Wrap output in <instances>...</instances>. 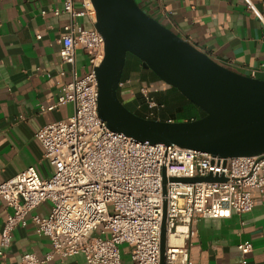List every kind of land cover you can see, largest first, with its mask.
<instances>
[{
  "label": "built area",
  "instance_id": "2783aa9c",
  "mask_svg": "<svg viewBox=\"0 0 264 264\" xmlns=\"http://www.w3.org/2000/svg\"><path fill=\"white\" fill-rule=\"evenodd\" d=\"M77 2L62 0L61 7L51 9L55 16L69 17L57 42L61 62L72 66L71 78L59 83L54 103L40 107L45 111L72 103L74 113L35 133L52 167L49 177L30 166L0 183V197L10 209L0 233V257L10 247L14 229L25 226L30 215L37 233L49 239L51 250L44 256L26 252L16 264H47L56 256L78 254L84 255L86 264H122L121 245L130 247L134 264H160L166 203L164 264H192V222L250 212L254 207L252 190L264 193V153L220 157L139 141L111 130L98 113L95 67L104 58V39L94 27L86 29L78 21L88 16L95 22L91 1L81 0V6ZM78 49L88 53L91 64L82 77L75 68ZM255 73L251 69L247 75L255 77ZM59 74L65 76L66 70L61 68ZM140 93L148 109L144 118L162 120L163 105L149 88L141 86ZM208 176L223 180H171ZM45 202L50 203L48 214L34 213ZM179 226L183 230H178ZM172 235L184 243L172 242ZM238 248L240 264H250L252 242L244 241Z\"/></svg>",
  "mask_w": 264,
  "mask_h": 264
},
{
  "label": "crops",
  "instance_id": "0c3cea01",
  "mask_svg": "<svg viewBox=\"0 0 264 264\" xmlns=\"http://www.w3.org/2000/svg\"><path fill=\"white\" fill-rule=\"evenodd\" d=\"M136 1L149 15L221 65L246 75L254 69L255 77L264 79V0H249L254 9L249 8L247 0ZM77 4L81 6V0ZM61 6L62 0H0V183L30 166L49 177L52 167L35 133L74 113L72 103L53 110L40 109L54 103L60 93L59 83L71 78L72 66L61 62L57 42L69 17L51 12ZM43 10L47 11L45 15L41 14ZM78 21L86 29H92L95 23L88 16ZM61 68L66 70L65 76L59 74ZM75 68L80 77L91 68L88 53L82 49L76 52ZM133 75L130 71L121 80L126 102H133L141 86L161 93L152 95L164 102L167 89L162 83H143L139 74ZM175 115L166 111L160 117L177 121ZM186 120L188 116L181 119ZM252 196L254 207L248 213L192 222V264H240L238 245L247 240L253 244L249 263L264 264V193L253 189ZM49 210L50 203L45 202L34 213L45 216ZM9 212L0 197V233ZM120 249L122 264H134L130 247L121 245ZM50 250L49 239L37 233L29 215L25 226L14 229L12 243L0 257V264H16L26 252L44 256ZM47 264H86V260L83 254L56 256Z\"/></svg>",
  "mask_w": 264,
  "mask_h": 264
},
{
  "label": "water",
  "instance_id": "95a60500",
  "mask_svg": "<svg viewBox=\"0 0 264 264\" xmlns=\"http://www.w3.org/2000/svg\"><path fill=\"white\" fill-rule=\"evenodd\" d=\"M90 1L96 12L94 28L104 39V58L95 67L98 113L111 130L139 141L176 145L220 157L264 153V79L221 65L149 15L136 0ZM128 53L141 61L143 69L151 70L161 82L176 88L205 115L168 122L146 119L128 109L118 96ZM165 217L166 203L160 264H164L166 247Z\"/></svg>",
  "mask_w": 264,
  "mask_h": 264
},
{
  "label": "trees",
  "instance_id": "16d2710c",
  "mask_svg": "<svg viewBox=\"0 0 264 264\" xmlns=\"http://www.w3.org/2000/svg\"><path fill=\"white\" fill-rule=\"evenodd\" d=\"M152 76H153V80L152 81H160V79L154 74V73H151ZM125 75L123 74V77H122V80L124 79ZM142 82L143 83H147L149 82L148 79L145 77V78H141ZM163 84L164 87H166L165 89V92H163L164 94V97H165V100L164 102H162L161 100H157L155 97V100L163 105V108L161 109L160 111V115L162 116L164 113H166V111H170L172 112V114H176L178 112H181V111H193V108H195L199 115L198 116H195L194 114H192V112L188 113V120H193V119H197V118H200L202 116L205 115V112L203 110H201L199 107H197L195 104H193L191 101H189L188 99H186L176 88L172 87V86H169L167 84H164L163 82H160ZM120 90V88H119ZM118 90V96L120 98V100L126 105V107L128 108L127 104L123 101V99L121 98V93L119 92ZM151 95H155V94H161L159 92H152L151 90H149ZM158 91V90H157ZM173 92H178L181 96V99H174L173 98ZM162 94V95H163ZM166 95V96H165ZM159 97V95H158ZM166 101V102H165ZM131 106L133 107L131 109V111H133L135 114L141 116V117H144L145 113L144 112H147V105L143 104V99L141 96H137L135 97V99L133 100L132 103H130ZM137 104H141L140 106V109H135V105ZM190 105L193 107H190ZM192 108V109H191ZM129 109V108H128Z\"/></svg>",
  "mask_w": 264,
  "mask_h": 264
},
{
  "label": "rangeland",
  "instance_id": "374dc122",
  "mask_svg": "<svg viewBox=\"0 0 264 264\" xmlns=\"http://www.w3.org/2000/svg\"><path fill=\"white\" fill-rule=\"evenodd\" d=\"M140 62L141 61L137 57H135L134 55L128 53L127 54V58H126V64H125V68H124V73L123 74L127 75L130 71H132L134 73L133 76H137V74H139L138 71L142 69V67L140 66ZM119 92L121 93V98L127 104L126 99H125V98H127V96H126L127 93L125 95H123L121 89L119 90ZM135 94H137V93H135ZM138 96L142 97L140 92H139ZM173 98L178 100V99H181V96H180V94L178 92H173ZM128 105H129V103H128ZM190 107H192V106L190 105ZM190 112H192V114H194L195 116L199 115L198 111L195 108H193V111H181V112L176 113V115H175L176 116V120L177 121H181V119L184 116H187L188 113H190Z\"/></svg>",
  "mask_w": 264,
  "mask_h": 264
},
{
  "label": "flooded vegetation",
  "instance_id": "af4514ba",
  "mask_svg": "<svg viewBox=\"0 0 264 264\" xmlns=\"http://www.w3.org/2000/svg\"><path fill=\"white\" fill-rule=\"evenodd\" d=\"M140 66L142 67V64H141V62H140ZM138 73H139V78H140V80H141V78H147L148 79V81L150 82V84H152V83H160L161 81H152L151 82V80H153V76H152V74L151 73H153L151 70H149V69H143V67H142V69L141 70H139L138 71ZM142 81V80H141ZM163 85V84H162ZM120 88V87H119ZM127 106H128V108L131 110L132 109V106H131V104L129 103V105H128V102H127Z\"/></svg>",
  "mask_w": 264,
  "mask_h": 264
},
{
  "label": "bare ground",
  "instance_id": "6f19581e",
  "mask_svg": "<svg viewBox=\"0 0 264 264\" xmlns=\"http://www.w3.org/2000/svg\"><path fill=\"white\" fill-rule=\"evenodd\" d=\"M178 230H183V227L179 226ZM172 242L174 243H179L180 242V238L176 235H172Z\"/></svg>",
  "mask_w": 264,
  "mask_h": 264
}]
</instances>
